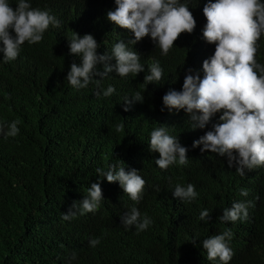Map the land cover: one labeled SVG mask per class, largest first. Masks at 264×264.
Returning <instances> with one entry per match:
<instances>
[{
	"label": "trees",
	"instance_id": "16d2710c",
	"mask_svg": "<svg viewBox=\"0 0 264 264\" xmlns=\"http://www.w3.org/2000/svg\"><path fill=\"white\" fill-rule=\"evenodd\" d=\"M17 2L9 0L13 7ZM29 2L55 15L61 26L50 25L38 44L25 42L15 61L4 62L0 53V122L19 121L20 130L15 137L0 136V264H222L219 258L207 260L202 241L227 229L233 233L229 264H264V167L246 169L242 177L226 157L193 148V142L219 121V113L205 129L192 130L184 110L170 111L163 104L170 89L182 90L189 69L203 78V62L215 52L216 46L203 38L208 0H180L197 25L193 33L180 35L167 56L150 37L128 45L145 67L137 77L121 78L113 71L99 88L91 83L79 90L66 81L71 64L81 63L79 55L70 53L68 38L93 35L99 54L134 38L130 30L107 19L115 0ZM256 59L264 65V35ZM156 61L163 79L160 85L147 84L148 67ZM97 67L103 70L102 64ZM110 85L116 91L103 96ZM136 92L143 102L134 101L124 111L125 98ZM121 123L124 129L117 132ZM162 126L188 148L187 165L167 170L156 165L159 153L149 150L150 133ZM114 163L125 171H139L146 181L143 199L132 201L118 182L125 198L108 189L95 213L62 219L74 201L87 195L98 177L95 170H107ZM177 184L194 185L196 199L189 203L175 198ZM241 189L249 194L241 196ZM249 201L254 206L248 207L247 220H218L224 208ZM133 206L152 221L144 231L125 228L121 222ZM205 209L211 215L207 222L199 219ZM95 238L100 243L93 248L89 241Z\"/></svg>",
	"mask_w": 264,
	"mask_h": 264
},
{
	"label": "clouds",
	"instance_id": "9594fccd",
	"mask_svg": "<svg viewBox=\"0 0 264 264\" xmlns=\"http://www.w3.org/2000/svg\"><path fill=\"white\" fill-rule=\"evenodd\" d=\"M115 4V10L107 12V19L119 28L130 30L134 38L127 43L119 41L111 53L106 51L104 54L98 53L100 44L91 34L81 37L76 33L68 38L70 53L81 58L79 65L71 64L66 76V81L77 90L85 89L91 83L99 88L101 80L113 71L121 78L137 77L145 67L140 63L138 52L132 51L129 44L136 45L150 37L161 54L167 56L180 35L193 33L197 25L187 4L180 0H115ZM203 13L207 20L203 38L216 46L215 52L203 62V78L199 74L193 75L189 69L182 90L170 89L162 98L163 104L170 111L184 110L192 122V130L205 129L219 113V121L212 124V130L206 131L192 146L200 148L201 153L226 157L228 166L235 167L243 177L246 169L264 167V65L256 59L258 41L264 35V3L261 0H208ZM50 25L58 28L61 22L49 11L33 8L29 0H18L15 7L9 0H0V53H3V61H15L25 42L30 45L40 43ZM100 64L103 65L102 71L97 67ZM163 75L159 62H153L144 82L160 85ZM115 91L110 85L103 90V96L109 97ZM143 100L140 92L131 99L125 98L124 111H129L134 101ZM18 123L0 122V136L5 139L17 136L20 131ZM123 129L122 123L116 126L117 132ZM149 145L151 152L159 153L155 163L160 169L188 163V148L181 145L179 138L170 135L165 126L151 131ZM95 171L98 177L88 188L87 195L82 201H74L62 219L95 213L108 189L121 194L119 184L132 201L138 204L143 199L146 181L137 169L125 171L124 166L114 163L108 165L107 170L98 167ZM248 194V190H240L241 196ZM197 195L192 184L186 187L177 184L173 191L175 198L189 203ZM250 205L251 201L234 202L230 208L223 209L218 220H247ZM199 219L210 221L209 210H203ZM121 222L125 228L135 227L138 231L146 230L152 223L135 206L121 217ZM232 236L231 229H227L222 234L204 239L202 246L207 251V260L219 258L222 264H229L234 256L228 246ZM99 243V238L89 241L93 248ZM191 243L195 244V239ZM75 258L73 253L72 259Z\"/></svg>",
	"mask_w": 264,
	"mask_h": 264
},
{
	"label": "rangeland",
	"instance_id": "374dc122",
	"mask_svg": "<svg viewBox=\"0 0 264 264\" xmlns=\"http://www.w3.org/2000/svg\"><path fill=\"white\" fill-rule=\"evenodd\" d=\"M13 210L15 211V213H18L19 212V210L16 209V208H13Z\"/></svg>",
	"mask_w": 264,
	"mask_h": 264
}]
</instances>
